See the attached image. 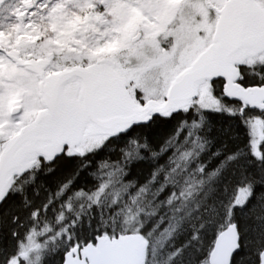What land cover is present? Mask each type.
Returning a JSON list of instances; mask_svg holds the SVG:
<instances>
[{"label":"snow or ice","instance_id":"1","mask_svg":"<svg viewBox=\"0 0 264 264\" xmlns=\"http://www.w3.org/2000/svg\"><path fill=\"white\" fill-rule=\"evenodd\" d=\"M0 264H264V0H0Z\"/></svg>","mask_w":264,"mask_h":264}]
</instances>
